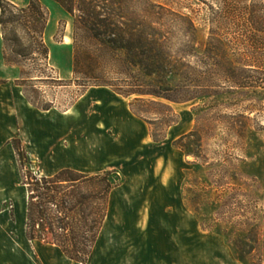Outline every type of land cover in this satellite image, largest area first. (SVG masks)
Returning a JSON list of instances; mask_svg holds the SVG:
<instances>
[{"label":"rangeland","instance_id":"374dc122","mask_svg":"<svg viewBox=\"0 0 264 264\" xmlns=\"http://www.w3.org/2000/svg\"><path fill=\"white\" fill-rule=\"evenodd\" d=\"M7 1L26 7L31 0ZM39 1L44 11L36 8L23 13L5 4L7 40L5 43L0 25V48L4 47L8 60L16 64L8 65L4 58L7 68L0 87L5 84L8 108L21 100L25 138L17 134L10 147L0 151L12 152L20 141L39 176L64 168L90 175L118 172L122 184L111 194L106 221L85 264H245L239 253L259 252L252 241L259 229L264 234V89L234 88L231 82L209 74L213 66L188 57L183 71L189 75L169 76L170 85L176 88L172 95L209 97L171 103L144 96L157 103L134 106L140 117L130 110L147 123L156 141L151 137L139 153L129 155V141L133 142L129 128H115L110 121L120 107L128 110L137 95L127 98L117 92L167 88L158 80L159 74L131 66V61L145 59L140 51L135 56L128 50L114 49L132 43L120 30L129 31L130 18L147 19L148 0H84L94 5L102 33L98 40H91L84 28L78 31V42L95 55L98 66L93 76L106 82L105 87H86L88 75L76 77L73 73L79 3L72 15L55 0ZM151 2L156 18H160L157 27L167 36L165 44L177 58L188 38L164 7L191 15L200 39L206 40L215 30L234 43L235 54L241 51L234 42L237 32L252 27L264 32V0ZM250 15L257 17L252 24ZM104 20H109L115 31L106 33ZM111 39L118 43H110ZM134 44L140 45L138 41ZM235 67L256 80L264 78L263 63L243 62ZM191 132L196 135L183 141L193 152L188 155L175 141ZM16 157L17 153L15 158L11 153L9 158L11 178L13 166L20 168ZM0 182V186L7 182L4 174ZM14 189V201L5 206L16 221L15 233L21 234L24 196L28 194L22 174ZM247 239L251 248L242 245ZM38 249L51 255L53 264H83L68 262L57 246L45 243Z\"/></svg>","mask_w":264,"mask_h":264},{"label":"trees","instance_id":"16d2710c","mask_svg":"<svg viewBox=\"0 0 264 264\" xmlns=\"http://www.w3.org/2000/svg\"><path fill=\"white\" fill-rule=\"evenodd\" d=\"M55 1L72 15H74L76 3L78 2L80 5L79 11L81 15L75 22L73 73L76 77L84 73L88 75L86 76L88 80H85L86 83L84 84L86 87L108 86L106 82L93 76L98 66L95 55L83 49L78 42V31L84 28H86V34L91 40L100 38L102 32L98 27L99 16L93 8L94 5L84 0ZM5 4L21 10L23 13L36 8L44 11L39 0H31L26 7H18L7 0H0V25L5 43L7 40L4 29L7 23L4 19ZM154 5L151 0H148L147 19L144 18V21L141 22L136 17L130 18L129 31L120 30V33L129 35L132 43H129V46L120 45L114 48L119 51L128 50L135 56L140 51L145 59L138 62L131 61V66L159 74L158 80L164 87H167L166 89L160 88V90L131 89L126 94L116 91L127 98L137 95L130 103L131 110L135 115H140L134 109V106L138 103H157L154 100H146L144 96L165 99L171 103H185L196 99L204 101L209 97L208 94L186 98L172 95L176 88L170 85L171 77L169 76L177 73H180L181 76H188V71H183L188 57L197 58L203 65L213 66L214 69L209 70V74L213 73L219 79L231 82L234 88H251L255 91L264 89V78L256 80L244 75L243 71L237 70L235 67V64L243 62L264 64V38L261 37L264 32L255 27L237 32L234 42L240 46L241 51L235 54L232 52L234 43L224 40L215 30L209 33L206 40L200 39V31L191 15L164 7L162 9H166L168 14L174 17V22L182 27L181 33L188 38L187 44H183L177 58L174 54L172 55V50L165 44L168 39L167 36L160 32L157 27V25L161 24L158 21L160 18H156V13L153 10L155 8ZM256 18V16L252 17L250 15L248 21L250 23L254 22ZM238 19L241 21L240 17ZM102 23L107 29L106 33L115 31L111 29L112 23L109 20H104ZM213 23L215 25L216 21ZM47 24L45 25V30ZM140 25L142 26L141 29L138 28ZM134 41L140 43L139 47L135 46ZM109 42L116 44L118 40L111 39ZM45 47L48 56L49 50L46 45ZM4 58L8 65L16 64L8 60L5 50ZM82 65H86V70H83ZM1 84L2 82L0 81ZM219 94L221 93H215V95ZM160 105L171 109L168 104L160 103ZM195 135L196 132H191L176 140L175 143L185 153L191 155L193 152L186 148L183 141ZM151 137L156 141L154 135L151 134ZM15 150L21 169L22 184L28 192L26 204V235L28 239L55 245L70 260L83 264L87 263L95 250L99 235L106 221L111 194L122 184V180L117 176L118 172L110 170L90 175L75 169L64 168L53 175L39 176L32 170L34 162L29 159L20 141L15 145ZM27 165L30 167L27 168ZM258 231L259 233L255 235L252 242L256 244L259 252L243 251L239 253V260L245 264H264V234L261 229ZM246 241L242 243L243 247L251 248L252 245L248 239Z\"/></svg>","mask_w":264,"mask_h":264},{"label":"crops","instance_id":"0c3cea01","mask_svg":"<svg viewBox=\"0 0 264 264\" xmlns=\"http://www.w3.org/2000/svg\"><path fill=\"white\" fill-rule=\"evenodd\" d=\"M0 39H2V34H0ZM3 51L4 47L2 49L0 48V80L3 78L7 68L3 57ZM4 86L5 84L0 87V150L5 146L6 148L10 147V141L15 138L17 134H19L20 138H25L21 128V100H18L17 106L14 105V107L8 108L5 105ZM116 113V116L110 121L111 126L121 130L128 127L130 133L129 137H132L133 141H129V148H127V150H129V155L139 153L143 145L151 141L147 123L135 116L131 112L130 106L128 110L120 107L116 110ZM14 124L16 127H13ZM12 128L14 130H12ZM11 153L14 154L15 158L16 152L14 148H12V152L0 151V164L3 166L2 168L0 167V176L4 174L7 177V182L0 186V264H53L52 256L44 253L46 251H39L38 249L39 244L45 243L31 241L26 235V204L28 194L24 196L23 205L24 232L21 234L15 233L16 221L13 218L12 211L6 209L5 203L7 201H14L16 197V190L14 187H16L17 181L21 180V172L20 168L18 170L13 166V177L11 178V176L8 175L10 172L9 167L12 166V161L9 160ZM64 258L68 262L70 261L66 256H64Z\"/></svg>","mask_w":264,"mask_h":264},{"label":"bare ground","instance_id":"6f19581e","mask_svg":"<svg viewBox=\"0 0 264 264\" xmlns=\"http://www.w3.org/2000/svg\"><path fill=\"white\" fill-rule=\"evenodd\" d=\"M66 41H67V42H68V41L70 42L71 40H69V39L66 38Z\"/></svg>","mask_w":264,"mask_h":264}]
</instances>
